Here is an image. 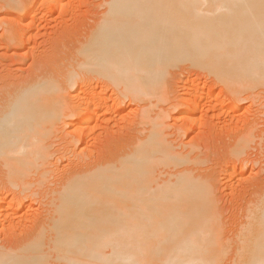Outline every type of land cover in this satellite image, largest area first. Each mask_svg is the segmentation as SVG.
Segmentation results:
<instances>
[{"label": "bare ground", "instance_id": "6f19581e", "mask_svg": "<svg viewBox=\"0 0 264 264\" xmlns=\"http://www.w3.org/2000/svg\"><path fill=\"white\" fill-rule=\"evenodd\" d=\"M6 1L27 15L30 31L20 39L31 49L34 28L41 33L63 0L45 6L39 5L42 0ZM72 2L60 15L73 12ZM104 5L97 25L80 34L77 53L61 60L75 63L72 70L38 75L2 105L0 165L7 179L0 184V225L9 242L0 243V264H50L54 256L62 264H264V189L234 230L232 247L220 231L211 185L195 170L178 171L189 156L166 145L151 104L141 107L139 116V125L149 128L145 138L103 153L105 147L96 144L97 129L110 128L109 117L121 113V101L163 102L164 73L177 63L207 69L236 100L264 87V0H107ZM63 38L52 40L46 51L32 52L41 62L58 63ZM76 86L79 103L70 108L66 94ZM199 91H191L184 103L192 104V115L205 99L201 95L206 97ZM189 120L195 126V119ZM66 126L74 128L71 138L88 147L67 168L53 171L50 166L61 159L52 162L50 141ZM233 165L223 169L227 188L247 190L245 166L231 170ZM169 168L177 171L164 178L162 170ZM41 199L51 210L29 217ZM15 236L16 243H10Z\"/></svg>", "mask_w": 264, "mask_h": 264}, {"label": "rangeland", "instance_id": "374dc122", "mask_svg": "<svg viewBox=\"0 0 264 264\" xmlns=\"http://www.w3.org/2000/svg\"><path fill=\"white\" fill-rule=\"evenodd\" d=\"M73 1L71 9L73 12L69 11L66 12L67 15H65L66 13L60 15L61 11L59 9L70 2V0H63L61 2L63 5L58 4L54 16H52L53 18L51 17L49 20L50 22L44 21L42 24L44 29L41 30V33H38L34 28V32H32L33 40L31 41V45H33L30 49L28 48V43L24 42L26 44L24 45L20 39L23 38L24 34L26 35L30 31L29 21L25 18L27 15L7 6L6 0H0V110L2 109V105L12 99L11 94H15V91L19 90V87H23L27 82L38 75L42 77L46 75L53 76L52 70H68L69 66L71 68L70 70L73 69L75 63H72L73 65L71 66V63L67 61L62 62L61 60L77 53L76 48L80 45L79 41L82 38L80 34L84 36L86 31L93 29L97 25V20L100 19L102 13L106 11L104 3L107 0ZM49 2L50 0H42L39 5L44 4L45 6V4L48 5ZM46 9L50 10L49 7ZM77 17H80V20L78 26L75 28L74 23ZM63 29L65 34H63ZM26 30H28V32H26ZM70 32L74 34L71 35ZM64 35H66V38H63L64 42L55 55V58L60 60L58 63H51V61L48 60L41 62L36 54H33L32 50H35V52H38L40 48H43L40 49L41 52L48 50V45L52 40L61 39ZM164 76L165 83L167 84V94L164 101L158 103L156 100H152L151 103H146L147 105H139L129 100L121 101L120 105L117 107L118 112L121 110V113L116 115L119 118L110 116L109 123L111 124L108 123L110 128L104 131H101V129L99 130V128L97 129L98 132L96 131V137L98 141L96 144L99 147H101V145L105 147L102 148L103 151L101 152L103 153L105 149L114 148L117 143L128 144L134 142L137 137L145 138V136L148 135L146 130L149 128H143L139 125L141 119L139 116H141V109L151 104V115L156 117L152 118L157 120L160 127L162 126L161 130L163 128L162 134L167 143L166 145L169 148H175L174 150L177 152L180 151L179 153L185 154V156L186 154L189 156L187 158L190 162L187 161L188 163H186L184 167L177 168L178 171L190 169L194 172L195 170L194 174L199 175L201 181L211 185L212 188L210 189L213 196L212 200L214 199L213 205L215 207V213L218 218L220 217V231L224 238H231L229 242H233L232 244L230 243V245L234 247V230L238 229V226L243 222L244 213L250 205L249 203L257 199V196L260 195L259 193H262L264 189V87L257 88L256 91L254 90L253 92L244 93L241 100H236L228 87L214 74H211L207 69H200L190 62L177 63L167 68ZM76 87L74 90L70 89L69 93L66 94L68 99L67 106L69 107L76 105L77 102L79 103V101H76L79 100L76 99L77 96H79V88L77 87L76 89ZM196 87H198L206 97L201 95V97L203 96L205 98H202L205 101L199 99L202 101L201 103L198 100L201 106H199L200 108L196 115H192L191 113L193 111H191V107L193 106L190 107L191 103L186 105H184V103L187 102L186 99H188L195 90H198ZM176 95L178 98H176L177 100L174 99ZM172 100H175V102ZM167 114L169 115L167 116ZM101 116L102 113L99 117ZM138 117L139 119H137ZM113 118H115V121ZM190 118L195 119V126L189 120ZM72 120L74 121V119L67 120V123H71ZM132 121L134 123H132ZM183 121H185V123ZM127 122L130 123V126ZM102 124L103 123H101V125ZM126 124L129 126L128 128ZM118 125L122 126L118 128ZM191 125L195 128L189 131V126ZM103 126L105 125H102V128ZM66 127L65 129L63 128L64 130L59 129V132H56L57 135H54V139L52 138L50 141L53 142V144H51L52 148L50 149L53 153L52 162L55 164L57 160L61 159V161L55 164L57 166H50V168L46 167L43 171H46L48 168L53 171L59 168V170L67 168L74 159L86 153L85 149L88 146L83 144L84 142L71 138L72 135L70 136V134L74 131V128L72 126ZM111 127L115 129L113 130ZM76 129L79 130L80 128L78 127ZM142 129H145V131H142ZM184 130H188V133ZM123 139H126L125 141L127 142ZM114 141L116 142L114 143ZM96 144L95 146L92 145V149L96 147ZM228 163L234 164L231 170H238L245 166L246 172L242 179L244 182L248 181L246 183L248 185L247 190L235 192L232 189L233 192L231 189L229 190V188H227L226 183H228V174L223 175V169ZM162 171L165 174L164 178H166V173H176L177 170L169 168L163 169ZM5 173L6 169L0 165V184L2 185L6 184L7 178ZM37 177L39 176L35 175L32 179ZM48 177L50 182H52L53 178H50L52 175ZM37 179H33V181L36 182ZM50 182L46 185L49 186ZM259 186H261V188ZM39 191L42 192L43 189ZM4 192L6 193L7 189H5ZM39 201L44 205L42 206ZM39 201L34 204L35 208L33 205L32 209L27 212L28 216L30 215L29 217L33 218V215L39 217L42 214L45 215L46 210H51V207L45 205L47 201L42 199ZM26 211L27 210H23V214H25ZM32 211L33 213H31ZM22 222L28 224L30 220L23 219ZM1 226L2 225H0V243L9 242ZM17 237L18 236H15L13 239H10V243H16L18 240ZM229 257L230 260H232L234 258V253H231ZM228 259L227 261H230ZM50 264L62 263L56 262L54 256V258L50 260Z\"/></svg>", "mask_w": 264, "mask_h": 264}]
</instances>
